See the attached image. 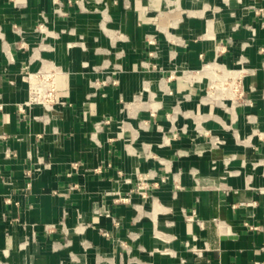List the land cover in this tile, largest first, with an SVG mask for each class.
Wrapping results in <instances>:
<instances>
[{"label": "crops", "instance_id": "crops-1", "mask_svg": "<svg viewBox=\"0 0 264 264\" xmlns=\"http://www.w3.org/2000/svg\"><path fill=\"white\" fill-rule=\"evenodd\" d=\"M0 264H264V0H0Z\"/></svg>", "mask_w": 264, "mask_h": 264}, {"label": "built area", "instance_id": "built-area-1", "mask_svg": "<svg viewBox=\"0 0 264 264\" xmlns=\"http://www.w3.org/2000/svg\"><path fill=\"white\" fill-rule=\"evenodd\" d=\"M200 73L207 79L206 97L211 104L228 108L246 105L244 79L248 73L245 68H231L215 60L203 65ZM55 75L53 71H39L27 76L29 84V98L25 105L20 107L42 106L47 111H52L56 100ZM195 213L188 219H194ZM194 254L197 260L203 259V250L195 249Z\"/></svg>", "mask_w": 264, "mask_h": 264}]
</instances>
